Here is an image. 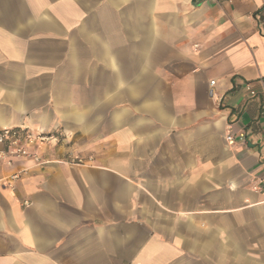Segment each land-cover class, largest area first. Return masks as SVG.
Segmentation results:
<instances>
[{"label":"crops","instance_id":"1","mask_svg":"<svg viewBox=\"0 0 264 264\" xmlns=\"http://www.w3.org/2000/svg\"><path fill=\"white\" fill-rule=\"evenodd\" d=\"M263 5L0 0V264H264Z\"/></svg>","mask_w":264,"mask_h":264},{"label":"built area","instance_id":"2","mask_svg":"<svg viewBox=\"0 0 264 264\" xmlns=\"http://www.w3.org/2000/svg\"><path fill=\"white\" fill-rule=\"evenodd\" d=\"M264 12V5H263ZM241 137V136H240ZM57 142V137L53 135L34 134L25 132L20 129H2L0 130V145L4 147L3 157L8 160L11 165L14 161L28 160L36 166L45 164L46 162L40 158L34 148L39 144H49ZM228 145L234 144V138L231 135L226 136ZM75 163H82L79 158H72ZM19 178V174L15 173L7 179V183L12 185Z\"/></svg>","mask_w":264,"mask_h":264}]
</instances>
